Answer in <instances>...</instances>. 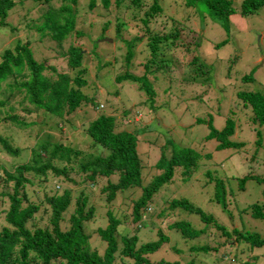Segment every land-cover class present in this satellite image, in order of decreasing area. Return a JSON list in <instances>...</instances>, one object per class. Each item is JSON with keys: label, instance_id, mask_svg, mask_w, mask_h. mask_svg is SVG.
<instances>
[{"label": "rangeland", "instance_id": "374dc122", "mask_svg": "<svg viewBox=\"0 0 264 264\" xmlns=\"http://www.w3.org/2000/svg\"><path fill=\"white\" fill-rule=\"evenodd\" d=\"M109 1L110 6L104 8L101 0H94V7L88 9V0H77L75 30L83 34L78 38L71 36L68 42L78 45L84 55L82 66L85 69L83 78L86 85L81 92L91 99L89 104H101L103 108H90L82 103L60 125H54L38 111L40 114L32 117L37 125L21 134L19 132L18 143L14 142L11 131L0 124V137L17 151L15 155L7 154L0 145V168L9 169L26 162L32 146L42 140L85 151L88 142L82 133V127L87 122L97 113L112 115L116 120L120 117V127L124 126L134 132L138 139L136 149L143 166L142 173L145 171L149 176L158 173L154 168L155 162L161 155L167 158L173 150L189 148L202 157L190 177L182 178L180 169H177L170 182L153 195L151 213L140 223L134 234L138 244L158 240L157 234L162 239L166 238L167 242L155 253L148 255L147 259L153 263L162 259L178 264H185L190 260L194 264H264V245H249L242 237L236 240L232 237L225 242L222 237H218L219 233L214 227L197 214L165 207V202L185 199L203 214L213 218L228 233L235 229L243 236L256 235L264 240V217L255 218L251 215L254 204L259 205L264 214V124L252 125L248 119L250 112L244 111L236 98L238 92H258L264 95V6L255 14L241 15V0H229L233 12L223 21L211 15L205 4L199 1L186 7L185 0H159L158 4L166 21L173 20L172 25H166L164 30L173 26L175 30L171 32H177L175 40H180L181 44H169L161 56L166 60L165 64L161 67L156 63L154 65L158 67L153 66L148 72L147 80L153 94L147 98L143 92L136 90L134 83L114 82L115 76L122 71L135 76L142 75V63L145 59L133 55L132 68L135 69L124 63L122 65L125 47L120 39L126 40L127 31H121L120 36H115L114 17L124 23L122 30L131 27L130 15L125 10L126 7L131 8V4L130 0H123L120 9H116L112 0ZM140 1L143 13L151 0ZM32 2L21 0L20 5L14 6L10 10L13 12L6 18L7 26L15 27L21 41L26 40V37L30 40L29 50L36 63L46 62V65H51L52 74L66 72L64 59L55 52L56 42L46 39L34 41L36 36L32 28L22 22L23 16L32 17V11L40 10V6H35ZM141 13L138 14L141 16ZM105 20L111 21L110 26L103 33L104 36L100 37ZM155 20L157 17L151 18L148 26L159 32L160 26L156 27ZM7 26L0 29V34L8 30ZM3 41L4 38L0 36V48L5 47L8 42ZM126 41H129V37ZM11 43L12 40L7 45ZM140 49L142 50V43L135 46L139 54ZM93 55L109 65L97 69L94 67ZM193 56L209 66L208 72L198 69L196 64L190 62ZM155 61L158 62V59ZM249 75L252 80H244ZM122 111L131 113L126 116ZM226 118L232 119L235 124L234 135L230 140L240 145L215 150V141L205 140L209 131L207 123L219 130ZM255 130L260 134L258 144ZM206 154L208 158L203 156ZM205 173L212 180H208ZM245 176L255 177L262 182L247 179L239 189V180ZM49 181L54 183L53 180ZM219 182L221 190L217 191ZM104 183L101 180L98 185ZM97 186L85 190L91 203H97L95 200L98 194L94 191ZM138 194L135 191L118 195L113 203L114 208L124 212L131 205L129 199L135 200ZM32 195L34 201L41 198L40 191L33 192ZM76 195V191L72 193V197ZM5 209L6 202L0 201V227ZM161 209L165 214L158 217ZM68 215L69 210L63 214L60 223L63 230L68 227ZM39 216L44 217L42 214ZM181 222L195 231L203 232L194 237H184L179 227H174ZM98 224L99 222H95L93 229ZM119 228L120 226L117 228L118 232ZM89 243L91 249L101 251L102 244L99 243V248L97 240ZM203 246L209 250H195ZM116 259L114 264H133L130 259Z\"/></svg>", "mask_w": 264, "mask_h": 264}, {"label": "trees", "instance_id": "16d2710c", "mask_svg": "<svg viewBox=\"0 0 264 264\" xmlns=\"http://www.w3.org/2000/svg\"><path fill=\"white\" fill-rule=\"evenodd\" d=\"M30 1L35 6H40V10L32 11L33 18L23 16L22 22L32 28L36 36L34 41L46 39L56 42L55 52L64 59L67 70L52 74L51 65H46V62L36 63L32 59L30 40L26 37V40L21 41L15 27L7 26L6 21L13 12L10 10L20 5L21 0H0V29L8 27L0 36L4 38L3 42L8 41L7 44L12 40L11 46L6 44L7 46L0 48V124L11 131L16 143L20 140L19 132L21 134L37 125L32 117L40 114L38 111L54 125H60L82 103L90 108H98L97 103L89 104L91 99L81 92L86 85L83 78L85 69L82 66L84 55L78 45L74 42L68 43L71 36L78 38L83 34L75 30L77 0ZM101 1L104 8L111 4L109 0ZM122 1L112 0V3L116 9H120ZM197 1L205 4L211 15L223 21L233 12L229 0H185V6H193ZM158 2L159 0H151L147 9L141 13L142 2L130 0L131 8L126 7L125 10L130 15L131 27L122 30L124 23L116 17L113 24L116 37L121 35V31H127L126 40L129 37V41L120 39L125 47L122 65L124 63L130 68L134 67L133 55L145 59L142 63V75L135 76L122 71L115 76L114 82L134 83L136 90L143 92L147 98L153 94L147 80L148 72L156 63L161 67L165 64L166 60L161 56L169 44H181L180 40H175L177 32H171L175 30L173 26L164 30L166 25H172L173 20L166 21ZM94 4V0H88L86 7L92 9ZM263 6L264 0H241L239 13L252 15ZM156 17V27L160 26L159 32L148 26L150 19ZM110 22L104 21L100 37L104 36ZM140 43L142 50H139V54L135 46ZM93 59L97 69L109 65L102 63L96 55H93ZM190 62L196 64L198 69L208 72L209 66L200 62L197 57L193 56ZM46 71L48 72L44 73ZM244 80L251 81V75L244 77ZM236 98L241 102L243 110L250 112L248 119L252 125L264 124V95L258 92H238ZM121 113L128 115L131 112ZM122 121L124 123V118ZM120 125V117L116 120L112 115L97 113L82 127V133L88 142L87 150L42 140L32 146L26 162L9 169L0 168V201L6 202L0 227V264H114L116 258L121 261L124 258L130 259L133 264H178L162 259L150 262L147 256L155 253L167 242L166 238L162 239L157 234L158 240L138 244L134 233L151 213L153 195L170 182L175 170L180 169V176L188 178L196 171L202 157L189 148L173 150L167 158L159 156L154 164L158 173L149 176L145 171L142 173L143 166L136 149L138 139L135 133L124 126L121 128ZM207 126L209 131L205 140H214L215 150L240 145L230 140L235 129L232 119L226 118L219 130L213 129L210 123ZM259 135L256 131L257 144L260 142ZM0 145L7 154L17 153L1 137ZM203 156L208 158L207 154ZM205 175L208 180H212L208 174ZM252 178L255 179L251 176L241 178L238 188L242 187L244 181ZM101 180H104V185H98ZM218 184L217 191L221 190V182ZM262 184L264 199V183ZM92 186H97L94 190L98 194L95 200L97 203H91L85 194V190ZM32 191H40L41 198L32 200ZM75 191L77 195L72 197ZM135 191L139 192L138 197L135 200L129 199L131 205L124 212L114 208L113 203L118 195ZM165 203L167 209L179 208L197 214L200 219L211 224L217 234L219 233L218 237H222L225 242L232 237L235 240L242 237L249 245H264V240L256 235L243 236L235 229L228 233L213 218L203 214L185 199ZM68 210V227L63 230L60 223L63 214ZM160 211L158 217H163L165 211ZM40 214L44 217L39 216ZM251 215L255 218L264 217L257 204L251 207ZM95 222L100 225L93 229ZM119 226L120 232L117 229ZM174 227H179L184 237H194L203 232L195 231L183 222L175 224ZM91 240H97L99 248L102 244L101 251L90 248ZM195 250L206 252L209 248L203 246ZM185 264L194 262L190 260Z\"/></svg>", "mask_w": 264, "mask_h": 264}, {"label": "clouds", "instance_id": "9594fccd", "mask_svg": "<svg viewBox=\"0 0 264 264\" xmlns=\"http://www.w3.org/2000/svg\"><path fill=\"white\" fill-rule=\"evenodd\" d=\"M98 108H100V109H101V108H102V106H101V105H99V106H98Z\"/></svg>", "mask_w": 264, "mask_h": 264}]
</instances>
